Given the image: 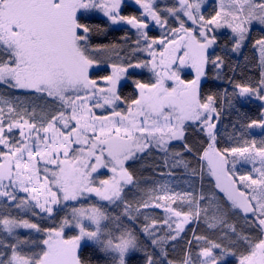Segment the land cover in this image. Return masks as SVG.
Returning a JSON list of instances; mask_svg holds the SVG:
<instances>
[{"label": "snow or ice", "instance_id": "snow-or-ice-1", "mask_svg": "<svg viewBox=\"0 0 264 264\" xmlns=\"http://www.w3.org/2000/svg\"><path fill=\"white\" fill-rule=\"evenodd\" d=\"M97 17L118 41L92 43ZM255 131L264 0H0V264H264Z\"/></svg>", "mask_w": 264, "mask_h": 264}, {"label": "trees", "instance_id": "trees-1", "mask_svg": "<svg viewBox=\"0 0 264 264\" xmlns=\"http://www.w3.org/2000/svg\"><path fill=\"white\" fill-rule=\"evenodd\" d=\"M128 11H132V9H128ZM87 22L91 23L93 25H99L101 28H108L105 21L102 20L101 18H98V17L94 18L92 20H89ZM125 30H126L125 28H120L119 30H116L115 28H108V30L105 32L94 34L93 39H92V43L94 45H98V44H107V43L112 42V41H118L119 36ZM153 35H155V33H153ZM252 55H253L252 50L250 48H245L242 50V54H240V55L231 54V55L227 56L226 61L229 64H237V63L243 64L244 63V57L245 56L251 57ZM99 66L101 69L99 68V71L94 72L93 75L95 76V75L107 74L108 65L102 63ZM239 72H240V69H237V74H236L237 79H239V75H238ZM232 75H233V73L230 72L226 68L225 73H224V79L219 80V79L215 78V72L213 70H209L208 79L206 82L203 83V88H204L205 92H207L209 90L215 91V92H220L225 88H227L229 91H231V86L229 84H227L226 81H227V78L229 76H232ZM149 77H150V74L145 71L143 79L147 80ZM130 90H131L130 87H126L124 89L125 93L130 92ZM242 111H249V107H244L242 109ZM254 113H255V109L252 108L250 115H254ZM236 118L237 117H236V114L234 111L230 112V113L226 112L223 123L229 124L230 121L235 120ZM253 134L254 135H261L264 133H260L258 131H255ZM188 139H189V141H201V140H203V137L199 136L196 133H193L191 130H189ZM221 146H224L223 142H222ZM147 163H151V161L150 160L138 161L137 163L131 165V167H134L137 170V175L141 179H143L144 177H147L151 174V169L149 167H143V168L141 167L142 164H147ZM210 182H214V179L210 176H206L205 183L208 184ZM131 195H132V193L129 192V197H131ZM157 214L162 215V211L157 210ZM50 223H52V222L51 221L45 222L44 226H47ZM201 231H204V229L201 228ZM140 239L144 243H150L145 239L143 234H140ZM139 255L140 254L138 252L131 254L132 258L129 261V264H134V262L138 259ZM172 255L173 256H179L180 255L179 249L176 253H173ZM102 258H103L102 256H100L99 258L93 257V264H97V262L100 261ZM169 258L171 259L172 257H169ZM237 259H238V257L229 258L228 264H237V261H236ZM101 264H102V261H101Z\"/></svg>", "mask_w": 264, "mask_h": 264}, {"label": "rangeland", "instance_id": "rangeland-1", "mask_svg": "<svg viewBox=\"0 0 264 264\" xmlns=\"http://www.w3.org/2000/svg\"><path fill=\"white\" fill-rule=\"evenodd\" d=\"M103 56V54H101V57ZM98 67V69L100 68V66L98 65L97 66ZM110 69H108V71H109ZM186 74V76H189L188 77V79H191V78H193V75H194V72H193V70H191V69H185L182 73H181V76L182 75H185ZM184 79V78H183ZM214 179V178H213ZM133 253H136V252H133ZM132 253V254H133ZM237 261V264H238V259L236 260Z\"/></svg>", "mask_w": 264, "mask_h": 264}, {"label": "flooded vegetation", "instance_id": "flooded-vegetation-1", "mask_svg": "<svg viewBox=\"0 0 264 264\" xmlns=\"http://www.w3.org/2000/svg\"><path fill=\"white\" fill-rule=\"evenodd\" d=\"M102 67V66H101ZM101 69V68H100ZM109 69V68H108ZM188 77L189 76H186V74L185 75H182V78H184V79H188Z\"/></svg>", "mask_w": 264, "mask_h": 264}, {"label": "clouds", "instance_id": "clouds-1", "mask_svg": "<svg viewBox=\"0 0 264 264\" xmlns=\"http://www.w3.org/2000/svg\"><path fill=\"white\" fill-rule=\"evenodd\" d=\"M139 244V238H137V245ZM132 250V248L130 247L129 248V251H131Z\"/></svg>", "mask_w": 264, "mask_h": 264}]
</instances>
